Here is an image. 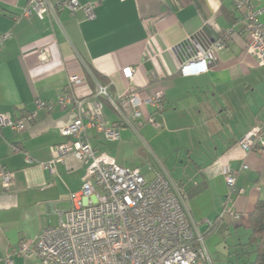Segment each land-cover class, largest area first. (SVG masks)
<instances>
[{"label": "crops", "instance_id": "1", "mask_svg": "<svg viewBox=\"0 0 264 264\" xmlns=\"http://www.w3.org/2000/svg\"><path fill=\"white\" fill-rule=\"evenodd\" d=\"M92 1L97 2L94 20L83 11H60L54 0L41 20L20 18L30 0H0V33L12 34L0 48V115L19 120L38 114L23 132L0 128V258L65 221L71 195L81 190L86 165L74 156L54 164V172L44 166L53 160L52 148L67 142L61 130L72 123L76 109L64 110L57 102L65 92L76 96L69 81L78 76L86 79L78 98L103 102L110 124L119 117L96 96L99 86L118 96L131 87L146 97L161 94V111L146 106L154 123L145 121L137 131L122 127L120 140L112 142L89 130L88 141L118 165L141 169L149 181L159 165L164 167L184 191L200 230L207 232V223H214L206 236L213 264H241L250 215L264 198V155L238 146L264 123V65L248 50L242 13L228 0H78ZM250 2L264 7V0ZM226 34V47L207 56V73L181 75L183 63L208 53ZM127 67L136 72L133 82L123 76ZM40 103L54 108H38ZM244 165L248 169L242 171ZM4 170L13 175L9 189L3 186ZM236 171V189L242 192L229 206L226 179ZM12 260L41 264L35 255Z\"/></svg>", "mask_w": 264, "mask_h": 264}, {"label": "built area", "instance_id": "2", "mask_svg": "<svg viewBox=\"0 0 264 264\" xmlns=\"http://www.w3.org/2000/svg\"><path fill=\"white\" fill-rule=\"evenodd\" d=\"M125 1V0H123ZM243 15L245 33L249 37V52L264 65V7H254L250 0H228ZM52 0H30L20 18L37 16L44 20L51 10ZM60 11L71 15L83 11L87 19L96 18L97 2L82 5L78 0H54ZM229 34L216 42L208 53L199 52L180 66L183 76H197L209 71V55L226 47ZM12 37L0 33V48ZM123 76L133 82L136 72L127 67ZM86 79L73 76L69 89L80 96L79 88ZM70 93H63L57 105L67 109L74 105L76 114L70 125L61 130L67 142L52 148L53 160L44 165L54 172V164L74 156L86 165L81 190L70 197L71 209L59 226L43 229L36 240L21 241L17 249L0 258V264H13L14 255H35L41 264H213L207 248L206 236L214 223L208 222L207 232L187 211L186 195L176 187L168 172L159 165L152 180H147L141 169L118 165L112 157L98 153L88 141L89 130H94L106 141H118L122 127L134 131L143 122H155L146 117V106L163 109L162 96L146 97L135 87L123 96L114 95L107 86H99L96 96L114 110L119 122L110 124L104 117L105 105L100 101H85ZM38 108L52 111L54 105L40 103ZM37 111L25 114L19 120L11 115H0V128L9 127L16 132L28 129L37 119ZM244 153L264 155V123L255 126L238 142ZM14 152L20 150L13 148ZM29 162H32L28 158ZM149 171L155 169L148 163ZM244 165L242 171L247 170ZM234 172L226 179L227 205L232 196L242 191L236 189ZM5 189L13 182V175L1 172Z\"/></svg>", "mask_w": 264, "mask_h": 264}, {"label": "trees", "instance_id": "3", "mask_svg": "<svg viewBox=\"0 0 264 264\" xmlns=\"http://www.w3.org/2000/svg\"><path fill=\"white\" fill-rule=\"evenodd\" d=\"M93 75L98 81L103 82L102 76L97 73ZM241 247L242 250L238 255L239 260L242 261L241 264H264V198L259 200L254 212L250 215L248 240Z\"/></svg>", "mask_w": 264, "mask_h": 264}, {"label": "rangeland", "instance_id": "4", "mask_svg": "<svg viewBox=\"0 0 264 264\" xmlns=\"http://www.w3.org/2000/svg\"><path fill=\"white\" fill-rule=\"evenodd\" d=\"M154 177H155V173H154Z\"/></svg>", "mask_w": 264, "mask_h": 264}]
</instances>
